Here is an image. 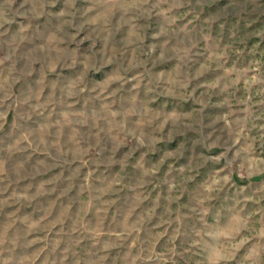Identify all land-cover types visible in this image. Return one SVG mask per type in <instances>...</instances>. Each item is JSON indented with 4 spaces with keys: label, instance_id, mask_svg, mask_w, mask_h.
<instances>
[{
    "label": "rangeland",
    "instance_id": "rangeland-1",
    "mask_svg": "<svg viewBox=\"0 0 264 264\" xmlns=\"http://www.w3.org/2000/svg\"><path fill=\"white\" fill-rule=\"evenodd\" d=\"M0 264H264V0H0Z\"/></svg>",
    "mask_w": 264,
    "mask_h": 264
}]
</instances>
